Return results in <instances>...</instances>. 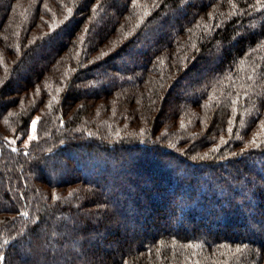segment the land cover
<instances>
[{"label": "trees", "instance_id": "trees-1", "mask_svg": "<svg viewBox=\"0 0 264 264\" xmlns=\"http://www.w3.org/2000/svg\"><path fill=\"white\" fill-rule=\"evenodd\" d=\"M0 257L264 264V0H0Z\"/></svg>", "mask_w": 264, "mask_h": 264}, {"label": "snow or ice", "instance_id": "snow-or-ice-1", "mask_svg": "<svg viewBox=\"0 0 264 264\" xmlns=\"http://www.w3.org/2000/svg\"><path fill=\"white\" fill-rule=\"evenodd\" d=\"M36 123H37V120H33L32 121V125H33V129H35V125H36ZM229 132H231V129H229ZM34 138V137H33ZM24 215H27V213H24ZM3 258L2 257H0V260H2Z\"/></svg>", "mask_w": 264, "mask_h": 264}, {"label": "rangeland", "instance_id": "rangeland-1", "mask_svg": "<svg viewBox=\"0 0 264 264\" xmlns=\"http://www.w3.org/2000/svg\"><path fill=\"white\" fill-rule=\"evenodd\" d=\"M26 71H27V69H25V70H24V68H23V69H20L19 72H18V77H19L20 75H23L24 72H26ZM16 76H17V75H16ZM17 80H18V78H17Z\"/></svg>", "mask_w": 264, "mask_h": 264}]
</instances>
